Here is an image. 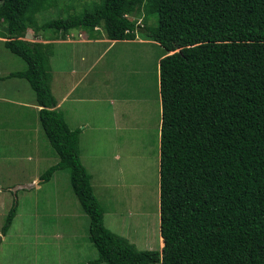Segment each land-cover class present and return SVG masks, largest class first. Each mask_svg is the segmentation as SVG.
I'll use <instances>...</instances> for the list:
<instances>
[{"label": "trees", "instance_id": "1", "mask_svg": "<svg viewBox=\"0 0 264 264\" xmlns=\"http://www.w3.org/2000/svg\"><path fill=\"white\" fill-rule=\"evenodd\" d=\"M54 1L0 0V38L25 64L8 77L25 80L34 92L39 124L58 158L39 182L66 170L89 218L97 257L88 264H264V0H99L79 15L40 24L42 32L64 38L74 29L88 37L101 29L111 41L134 40L141 30L164 50L160 251H139L106 228L80 161V130L70 129L51 92L53 44L24 40ZM143 3L157 14L153 30L137 25ZM15 214L13 204L4 235Z\"/></svg>", "mask_w": 264, "mask_h": 264}, {"label": "rangeland", "instance_id": "2", "mask_svg": "<svg viewBox=\"0 0 264 264\" xmlns=\"http://www.w3.org/2000/svg\"><path fill=\"white\" fill-rule=\"evenodd\" d=\"M97 1L55 0L48 10L36 15L35 24L29 25L24 40L43 43L51 36L58 40L60 32H42L40 24L79 15L82 8ZM148 5L143 3L144 15L141 14L137 24L153 30L157 14L149 12ZM95 33L105 36L101 29H95ZM68 38L79 41L88 39V35L74 29ZM144 39L147 38L140 30L135 43H118L107 50L101 43H76L68 48L65 54L74 60L79 52L86 54L88 49L93 50L91 59L96 61V68L86 80L94 100L76 103L79 109L74 114L72 110L71 114L66 113V122L71 129L81 131L80 161L90 174L94 193L104 209L106 228L127 239L139 251H160L157 137L160 104L156 63L164 50ZM0 48V70L25 69L21 59L2 45ZM99 56L102 58L97 60ZM67 57L58 53L55 59L49 58L58 74V65L64 64L62 60ZM58 79L52 83L56 95L65 84V80ZM82 92L84 97L89 96ZM0 94L15 97L16 102L28 106L4 105L0 101V106H4L0 109L3 116L0 120L13 114L6 120V127L8 142L13 141L15 152L14 161L0 162L1 196L8 195L4 198L8 204L0 214V264H88L97 257V251L88 240L89 218L72 192L68 172L56 171L51 183L38 181L58 158L39 124L33 107L34 92L25 80L12 78L0 81ZM78 94L79 90L73 96ZM70 105L67 102L64 107ZM13 204L16 214L4 235L2 227Z\"/></svg>", "mask_w": 264, "mask_h": 264}, {"label": "crops", "instance_id": "3", "mask_svg": "<svg viewBox=\"0 0 264 264\" xmlns=\"http://www.w3.org/2000/svg\"><path fill=\"white\" fill-rule=\"evenodd\" d=\"M1 32L3 33V31H1ZM144 40L149 44L155 43L158 45V43H156L152 40H149V39H144ZM5 41H6V39L0 38V46L2 45V47L5 48V46H4ZM135 41H136V37L134 40L111 41V40H108L105 36L102 37L100 35H96L94 37H88V39H85V40L75 41V40L69 39L68 34H66L65 38L60 37L58 40L56 39L53 41L48 39V41H46V42L47 43L50 42L53 44L54 51H52L51 57L54 58V56L58 55V53H63V56L67 57L69 54H65L66 51L68 50V48L71 45L76 44V43H85V44L101 43V44L106 46V50H107L111 46H114L118 43H123V42L135 43ZM42 42L46 43L45 40H43ZM88 50L86 51V54H82L81 52H79L78 56L75 57L76 60H74L73 56L71 58L67 57L66 59L62 60L65 64V66H64V64H62L61 66L58 65V69L60 70L59 74L56 72V68L53 69L54 66L49 61L50 68H51V75H52L51 85H50L51 86V92H52L54 98L56 99V108L59 109L64 114L65 120H67L66 119L67 118L66 113L71 114V110H72V112L74 114L79 109V107L78 108L76 107V103L83 102V100H89V101L94 100L93 96H92V91L89 89L88 83H86V80H87V78L90 77V74L94 72V70L96 68V65H95L96 61H92V59H91V53L93 50L92 51H88ZM0 54H1V52H0ZM163 54H164V52H163ZM162 56L157 60V63H156V65H157V79H158V95H159V61L162 58ZM101 58H102V56H99L97 58V60H99ZM11 73H13V71H11V70H0V81L11 80L12 78L8 77V75ZM55 79L65 80V84L61 85L62 87L63 86L64 87L58 91V92H60L59 95H56L53 91L52 83L54 82ZM78 90H79V94L76 96H73L74 93ZM82 90L85 91L87 94H89V96L84 97V92H82ZM0 96H1V94H0ZM0 101L5 102V103H2L4 105L13 104V105L21 106V107H25V108L28 107L27 104H24L23 102H16L15 97H14V99H11V98H8L6 95L1 96ZM67 102L71 103L70 108L64 107V105ZM159 104H160V120H159V123L157 126L158 140H160V124H161V99H160V95H159ZM3 107L4 106H0V109ZM33 107L36 110L37 117H38V110L40 109V107H38L36 105V103H35V106H33ZM67 109H68V112L66 111ZM1 116L2 115H0V119L3 117V116L2 117ZM12 117H13V114H11V116L4 118L3 120H0V162L14 161V155H13L15 153L13 151L14 144H13V141L11 143L8 142L9 135H8L7 127H6V124H7L6 120L8 118L11 119ZM80 134H81V131H80ZM80 134H79V136H80ZM159 150H160V141H159ZM38 181H39V179H38ZM47 183H51V181L49 180V182H47ZM27 185H28V187H30V185L28 183H27ZM1 195H3V188L0 187V214H3L4 213L3 210L6 208V206L8 204V202H5L4 198L8 197V195L7 194L5 196H1ZM66 228L68 229L69 226H66Z\"/></svg>", "mask_w": 264, "mask_h": 264}, {"label": "clouds", "instance_id": "4", "mask_svg": "<svg viewBox=\"0 0 264 264\" xmlns=\"http://www.w3.org/2000/svg\"><path fill=\"white\" fill-rule=\"evenodd\" d=\"M137 25H139V23ZM162 247H163V245H162Z\"/></svg>", "mask_w": 264, "mask_h": 264}, {"label": "bare ground", "instance_id": "5", "mask_svg": "<svg viewBox=\"0 0 264 264\" xmlns=\"http://www.w3.org/2000/svg\"><path fill=\"white\" fill-rule=\"evenodd\" d=\"M162 247V246H161Z\"/></svg>", "mask_w": 264, "mask_h": 264}]
</instances>
